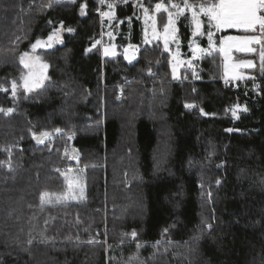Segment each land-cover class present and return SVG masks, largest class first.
<instances>
[{"label":"trees","instance_id":"1","mask_svg":"<svg viewBox=\"0 0 264 264\" xmlns=\"http://www.w3.org/2000/svg\"><path fill=\"white\" fill-rule=\"evenodd\" d=\"M50 3L0 0V83L8 88L0 107L14 109L0 113V264H126L137 243L146 264H264L260 46L232 53L234 61L256 65L241 70L243 79L225 83L219 50L174 79L170 53L161 42L143 41L131 2L117 6L123 22L112 58L92 47L101 32L94 0ZM80 3H87L85 15ZM160 17L161 29L167 14ZM61 21L74 31L61 29ZM54 28L62 42L39 52L48 65L46 87L19 89L13 100L19 56ZM179 29L189 40L191 28ZM229 35L245 33L224 30L217 43ZM127 47L138 49L131 62ZM182 48L188 56V41ZM234 103L248 109L239 119L225 112ZM55 128L65 134L35 145L33 131ZM72 168L83 170V202L42 205L41 192L65 191L61 172Z\"/></svg>","mask_w":264,"mask_h":264},{"label":"snow or ice","instance_id":"2","mask_svg":"<svg viewBox=\"0 0 264 264\" xmlns=\"http://www.w3.org/2000/svg\"><path fill=\"white\" fill-rule=\"evenodd\" d=\"M78 0H51V3L48 5L52 6V3L55 4H73L75 5ZM123 2L127 4L129 0H107V8L108 11H102L100 7L97 8L101 18L108 17L109 19L115 18V7L117 3ZM151 2V0H149ZM97 3L100 6H104L106 0H97ZM135 8H142L144 12V23H145V43H150L147 39V29L151 27L152 35L154 38H161V34L157 32V24H158V15L166 13L167 18L166 22L163 24V43H164V51H169V37H171L172 41H176V33L178 31L176 27L177 20L181 17L188 19L187 13H191V21L190 25L192 27L191 36L193 39L190 40L189 47L192 52L193 58L197 57L198 53H205L206 50L200 48L198 45H195V37L204 36L205 31L203 29L204 21H202L201 16L207 18V30L206 35L209 42V49L215 50V43L213 40L214 32L213 28L216 31L221 29H238L242 30L245 35L241 36H226L219 39V52L224 56V79L225 83H229L230 80H238L243 79L244 77L237 74V69L240 68H254L256 67L254 61L252 59H237L235 62L229 64L228 61L232 59L230 55L233 52L249 54L257 52V48L255 45H259V59H260V68L261 71L264 72V0H158L155 3L154 9H150L148 7H144L142 0H134ZM87 8V3H80L79 10L81 15H85ZM151 13V14H150ZM149 22H151L149 24ZM51 23V21L49 22ZM61 29L66 28L68 32H73L74 29L71 27H66L64 22H60ZM61 29L54 28L53 32L50 33L47 37L46 41H42L40 38L30 45L33 52L40 47H52V42L55 39V42H62L59 38V33ZM111 36V33H109ZM19 39V38H17ZM101 41H96L92 47H96L97 44H100ZM86 52L91 51V49H86ZM134 51H138V49H134ZM210 54V53H209ZM103 55L105 57L115 56L116 52L110 49L109 47H105L103 50ZM27 58V59H26ZM124 59L131 62L135 59L134 55L128 54V49H125ZM20 63L23 65L27 72H21L19 81L13 79L11 83V97L13 100L17 97L18 89L22 87L26 93L36 92L38 89L43 90L45 85V80L48 79L44 75V70L48 68L46 63L41 62L39 56H30L28 52H24L20 56ZM171 63V61H169ZM183 64V61L178 62ZM189 63V67H191V62ZM149 74L151 73V68L148 69ZM173 78L176 79V65L172 67ZM231 71V76H229V72ZM194 78H197V74L195 71L192 73ZM187 79V77H184ZM254 79V77H253ZM195 91V89H194ZM0 92H8V88H6L2 83H0ZM39 94V93H37ZM195 104L185 103V108H194ZM247 107L242 106L239 103H234L225 109V112H231V115L234 119H239L240 112H247ZM14 111L13 108H3L0 107V113H4L5 115L10 114ZM202 115H208V113L204 112V109H200ZM54 131L56 133H61L62 129L55 128ZM227 131H232V129H227ZM51 133L48 131H41L37 134L33 131L32 138L36 141L37 144H44L45 140L50 137ZM72 135L68 136V139H72ZM75 151V150H73ZM67 155V153H66ZM3 162L0 161V164ZM56 171H60V169H56ZM82 173L83 170H80ZM61 175L64 177L66 182L65 191L62 194L56 193H48L41 192L40 199L41 204L52 203L53 198L55 203H66L70 199L76 198V192L79 190V199H83V188L80 187V174H72V169H68L66 172H61ZM219 184L220 181L218 180ZM207 227L211 228L212 225L209 224ZM168 232V229L164 230V234ZM131 237L134 239L138 237V233L136 230H133L130 233ZM106 242V239H105ZM161 241L156 242V246L160 245ZM142 247L140 243H137V252L130 256L126 264H146V261L140 259L139 249Z\"/></svg>","mask_w":264,"mask_h":264},{"label":"rangeland","instance_id":"3","mask_svg":"<svg viewBox=\"0 0 264 264\" xmlns=\"http://www.w3.org/2000/svg\"><path fill=\"white\" fill-rule=\"evenodd\" d=\"M95 1V10L92 11L94 15H96L98 17V20H99V23H100V29H101V32H100V36L99 38L97 39V41H101L100 44H97L96 46H99L100 49H101V55L103 58H112V57H115L117 55V48H116V39L118 38V36L121 34V30H120V25L122 24V20H119L117 18V6H123V5H126L125 3L123 2H119L117 3L116 7H115V18L114 19H109L108 17H103L101 18L99 12L97 11V8L100 7L102 11H108V8H107V1L105 3L104 6H100L98 3H97V0H94ZM132 3L134 5V0H129L128 3ZM143 2V0H142ZM55 4V3H53ZM144 7H148V5H144ZM135 8V7H134ZM149 8V7H148ZM106 9V10H105ZM140 10V16H135L136 19H139L141 21V25H142V33H143V41L145 42V23H144V12H143V9L142 8H136V10ZM151 9V8H150ZM154 9V7L152 8ZM151 14V13H150ZM188 14V19H185L184 17H181L179 20H177V23H176V27L178 29L177 33H176V41L173 42L171 37H169V53L171 55V66L173 67V65H176L177 67V71H176V76L178 78L179 76V73L180 71L185 68V67H188L190 68L191 70H194V63L204 54H208V53H211V51H214L212 49H209V42H208V39H207V35H206V30H207V18L206 17H203L201 16V19L202 21H204V24H203V29L205 31V35L204 36H197L195 37V45L193 46H196L198 45L200 48H203L206 50L205 53H198L197 54V57L196 58H193L192 56V52H191V49L189 47V55L187 56L186 54H183V42H187L188 41V45L190 44V40L193 39L192 36H191V32H192V27L190 25V21H191V13H187ZM158 15V24H157V32L161 34V38L157 39V38H154L153 35H152V29L151 27H148L147 29V39L150 41V43L152 42H161L164 46V43H163V38H162V33H163V27L160 29L159 28V24L161 22V17H160V14H157ZM165 22H166V19H164ZM164 22V23H165ZM151 22H149L150 24ZM182 26L183 28H187V27H190V35H189V40L185 39V40H182L181 36H180V33H179V27ZM213 32H214V37H213V40H214V43H215V50H219V44L217 43V39H216V36L217 34H219L220 32L224 31V30H227V29H221L219 31H216L215 28L212 29ZM109 33H111V36H109ZM229 36H237V35H229ZM60 38V36H59ZM206 39L207 40V43H206V46L204 47L203 44H202V40L203 39ZM46 39L42 40V41H46ZM55 40V39H54ZM54 42H52V47L48 48V47H40V48H37L34 52L32 49H30L29 51V54L30 56H39L40 57V60L41 62L45 63V61L43 60L42 58V55H40V51H43V50H50L54 47ZM96 43V42H95ZM105 47H109L110 49H112L113 51L116 52V55L115 56H108V57H105L103 55V50ZM126 49H128V54L129 55H134L135 58H136V51H134V47H127ZM125 54V53H124ZM222 54V53H221ZM223 55V54H222ZM232 55V53L230 54ZM21 56V55H20ZM20 56H19V63H20ZM27 59V58H26ZM134 60V59H133ZM132 60V61H133ZM180 61H183L184 63L183 64H180L178 62ZM188 62H191V67H189V63ZM225 62V61H224ZM235 62L233 59H231L230 61H228L229 64ZM47 64V63H46ZM224 64V63H223ZM21 67H22V72H27V69H25L23 67V65L20 63ZM241 69H246V68H240V69H237V74L238 75H244V73L241 71ZM225 70V69H224ZM47 71H48V68L44 70V75L47 77ZM20 75L21 73L19 74V77H18V81H19V78H20ZM229 76H231V71L229 72ZM19 89H23L22 87H20ZM18 89V90H19ZM51 133L50 137L48 139L45 140V142L49 141V142H53L54 139L60 135H64L65 134V131L62 130L61 133H56L55 131L53 132H49ZM69 136V135H68ZM68 136H67V139H68ZM33 139V138H32ZM34 140V139H33ZM69 140V139H68ZM70 142L73 141V135H72V139L69 140ZM44 142V143H45ZM34 143L36 146H42L43 144H37L36 141L34 140ZM76 162H78V158L75 159ZM80 174V187L83 188V197H85V191H84V181H83V172L81 173L80 172V169L78 168H72V174L75 175V174ZM76 198L75 199H70L68 200L66 203H59V204H71V203H82L84 198L81 200L79 199V190H77L76 192ZM55 204V200L53 198V202L52 203H45L44 205H54Z\"/></svg>","mask_w":264,"mask_h":264},{"label":"crops","instance_id":"4","mask_svg":"<svg viewBox=\"0 0 264 264\" xmlns=\"http://www.w3.org/2000/svg\"><path fill=\"white\" fill-rule=\"evenodd\" d=\"M247 69V68H246ZM241 70H243V69H241Z\"/></svg>","mask_w":264,"mask_h":264}]
</instances>
